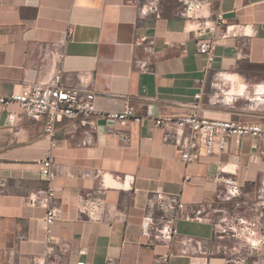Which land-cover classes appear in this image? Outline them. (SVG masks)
<instances>
[{
  "label": "crops",
  "instance_id": "crops-1",
  "mask_svg": "<svg viewBox=\"0 0 264 264\" xmlns=\"http://www.w3.org/2000/svg\"><path fill=\"white\" fill-rule=\"evenodd\" d=\"M0 1V97L27 83L50 82L59 72L61 84L93 91L97 107L93 145L81 144L85 129L75 119L63 117L56 125L53 205L61 215L52 227L56 244L48 255L47 210L26 201L48 183L39 165L49 146L47 118L31 117L16 102L0 103L1 264H106L109 258L152 264L170 249L176 255L169 264H264V245L258 243L264 224L259 196L264 142L233 136L220 155L188 162L176 144L164 141L165 129L155 123L192 114L195 95L202 91L201 117L264 125V94L254 92L264 84V0H213L206 18L182 16L168 5L161 7L160 17L144 14L139 0ZM218 12L225 23L252 25L255 34L222 38L206 69L198 43L214 35L207 25ZM141 62H148L147 71ZM126 99L140 118L128 122L129 145L109 131L118 122L106 116L121 110ZM220 162L241 184L239 196L228 199L214 181ZM125 174L135 176L132 187L116 179ZM102 178L109 185L111 218L94 222L78 212V199L96 190ZM153 191L180 194L186 211L201 209L209 217L180 218L176 225L202 250L184 254L180 242L169 248L142 235ZM225 217L237 230L241 225L233 219L243 218L248 229L224 231ZM64 241L70 244L67 252L60 250Z\"/></svg>",
  "mask_w": 264,
  "mask_h": 264
},
{
  "label": "built area",
  "instance_id": "built-area-1",
  "mask_svg": "<svg viewBox=\"0 0 264 264\" xmlns=\"http://www.w3.org/2000/svg\"><path fill=\"white\" fill-rule=\"evenodd\" d=\"M184 8L180 11L185 17L206 18L213 0H183ZM1 4V1H0ZM140 11L144 14L153 12L157 17L161 16V6L159 0L145 2L140 5ZM207 28L214 35L201 39L199 41V51L207 58L206 69H209L214 61V51L224 37L253 36L255 30L250 24H232L225 23L222 13L218 12L215 16L214 23L207 25ZM146 39V38H143ZM153 41H149V50L153 49ZM140 68L147 71L149 69L148 62H141ZM61 74L58 72L54 75L50 82H34L27 83L23 88L14 92L8 97L1 96L0 103L7 105L16 102L31 117L40 119L46 116L47 121L44 129V136L49 141V146L45 157L39 161L41 174L44 176L47 185L36 190L27 197V203L30 206H40L47 210L43 218V227L46 233V243L48 245L47 254L54 252L56 239L52 234V227L56 220L60 218L61 211L53 205L57 188L52 183L55 173V161L53 149L57 146L55 138L56 125L63 117H69L76 120V123L84 127V135L81 141L83 146L93 145L95 142V123L92 116L97 112L96 94L93 91L85 89L82 85L66 86L61 84ZM256 96L264 94V84L255 88ZM225 95L228 92H224ZM203 92L195 95L193 103L194 112L189 115L179 117H160L155 123L157 126L165 129L164 141L173 142L180 150L181 157L188 162L197 161L202 156L220 155L228 148L231 137H237L240 140L246 136L264 142V125L259 122H240L233 120H223L201 117L199 110L201 108V99ZM260 98V97H258ZM118 122L117 128H110L109 131L115 133L124 144L129 145L131 142L130 134L126 127L130 119L140 120L135 115V106L131 99H126L124 107L119 111H114L106 115ZM261 153L264 154V148ZM126 187H132L135 176L125 174L116 177ZM214 181L222 185L228 199L237 197L242 192L241 184L232 176L225 166L220 162L218 170L214 176ZM2 185V183H1ZM109 185L104 181L100 186L91 192L81 194L78 199V212L82 216H86L94 222H103L110 220L111 209L108 205L106 194ZM259 196L264 205V178L259 189ZM180 218L187 220H208L209 217L199 209L194 211H186V204L182 201L180 194H170L162 191L150 192L145 213L141 220V233L147 236L151 242L161 243L169 248L176 242H180L184 246L183 253L197 252L202 250V245L195 244V238L182 236L177 229V221ZM241 225L237 230L234 225L229 224L228 217L224 218L226 223L224 231L232 230L235 234H241L248 229L246 221L243 218H234ZM263 236L259 240V244L264 245V224ZM22 238V236H21ZM70 244L66 241L60 245L62 252L69 250ZM80 254L86 253V250H80ZM176 253L170 249L169 251L157 255L152 264H169L172 257ZM39 263H45L40 257H35ZM1 264V251H0ZM106 264H122L114 258H109Z\"/></svg>",
  "mask_w": 264,
  "mask_h": 264
},
{
  "label": "rangeland",
  "instance_id": "rangeland-1",
  "mask_svg": "<svg viewBox=\"0 0 264 264\" xmlns=\"http://www.w3.org/2000/svg\"><path fill=\"white\" fill-rule=\"evenodd\" d=\"M140 5L145 2H151L153 0H139ZM160 6L168 5L170 10L181 11L184 8V1L183 0H159Z\"/></svg>",
  "mask_w": 264,
  "mask_h": 264
}]
</instances>
